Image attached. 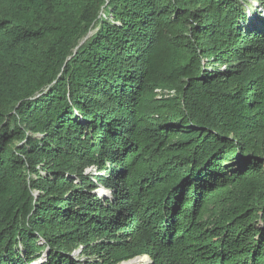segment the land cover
<instances>
[{
  "label": "trees",
  "instance_id": "obj_1",
  "mask_svg": "<svg viewBox=\"0 0 264 264\" xmlns=\"http://www.w3.org/2000/svg\"><path fill=\"white\" fill-rule=\"evenodd\" d=\"M143 255L264 264V0H0V264Z\"/></svg>",
  "mask_w": 264,
  "mask_h": 264
},
{
  "label": "rangeland",
  "instance_id": "obj_2",
  "mask_svg": "<svg viewBox=\"0 0 264 264\" xmlns=\"http://www.w3.org/2000/svg\"><path fill=\"white\" fill-rule=\"evenodd\" d=\"M162 93H166L165 91H162ZM94 168H92V170H93ZM91 170V168H86V172H89ZM98 191H104V188H102V187H100L99 189H98ZM79 251H80V249H76V250H74L73 251V256H77L78 255V253H79ZM41 261V259H38V260H36V261H34L32 264H37V263H39ZM142 264H145V263H142Z\"/></svg>",
  "mask_w": 264,
  "mask_h": 264
},
{
  "label": "bare ground",
  "instance_id": "obj_3",
  "mask_svg": "<svg viewBox=\"0 0 264 264\" xmlns=\"http://www.w3.org/2000/svg\"><path fill=\"white\" fill-rule=\"evenodd\" d=\"M145 262H146L145 258L139 257V258H135V259H132V260L124 261L121 264H142V263H145Z\"/></svg>",
  "mask_w": 264,
  "mask_h": 264
},
{
  "label": "water",
  "instance_id": "obj_4",
  "mask_svg": "<svg viewBox=\"0 0 264 264\" xmlns=\"http://www.w3.org/2000/svg\"><path fill=\"white\" fill-rule=\"evenodd\" d=\"M139 257H142V258H145L146 259V262H145V264H149V257L147 256V255H143V256H136V257H134V258H132V259H135V258H139ZM132 259H129V260H132ZM128 261V260H127ZM124 262V261H123ZM122 263V262H121ZM120 263V264H121Z\"/></svg>",
  "mask_w": 264,
  "mask_h": 264
}]
</instances>
